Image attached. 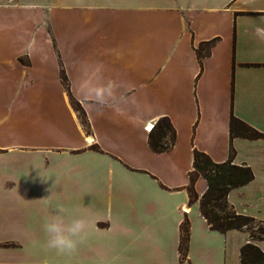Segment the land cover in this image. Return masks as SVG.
Returning a JSON list of instances; mask_svg holds the SVG:
<instances>
[{
  "label": "crops",
  "instance_id": "obj_1",
  "mask_svg": "<svg viewBox=\"0 0 264 264\" xmlns=\"http://www.w3.org/2000/svg\"><path fill=\"white\" fill-rule=\"evenodd\" d=\"M257 26L264 0H0V264H241L248 243L264 254V238L211 230L187 192L193 150L222 163L232 147L254 178L227 202L264 223V139L229 134L231 116L264 134ZM162 118L175 141L156 153ZM207 187L195 179L199 198ZM52 214L90 220L75 253L45 247Z\"/></svg>",
  "mask_w": 264,
  "mask_h": 264
},
{
  "label": "trees",
  "instance_id": "obj_2",
  "mask_svg": "<svg viewBox=\"0 0 264 264\" xmlns=\"http://www.w3.org/2000/svg\"><path fill=\"white\" fill-rule=\"evenodd\" d=\"M203 53L206 54L207 49L202 46L196 50L199 62H201ZM70 102L75 111L78 112L82 125L87 128L88 123L82 109L72 98H70ZM156 127L155 136L149 138V146L153 152H165L174 145L175 131L167 118L160 119ZM229 134L231 140L234 138L264 139V134L234 116L230 117ZM165 137H169V141L164 142ZM234 159L235 151L232 147L229 149L228 159L222 163H216L205 153L194 149L193 169L188 174L187 192L190 203L199 201L200 213L210 229L221 233H226L229 230L247 231L248 225L255 221L253 218L236 214L227 202V195L231 190L248 184L254 178L248 166L237 165L234 163ZM197 177H202L208 186L206 192L200 198L194 191V182ZM250 238L251 240L261 239L252 235H250ZM188 241L189 220L185 218L180 226L179 255L182 260L187 255ZM240 258L241 264H264V254L258 247L249 243L241 248Z\"/></svg>",
  "mask_w": 264,
  "mask_h": 264
},
{
  "label": "clouds",
  "instance_id": "obj_3",
  "mask_svg": "<svg viewBox=\"0 0 264 264\" xmlns=\"http://www.w3.org/2000/svg\"><path fill=\"white\" fill-rule=\"evenodd\" d=\"M254 35L264 40V27L257 26ZM91 222L85 216L49 215L42 225L46 235L45 247L60 254H73L87 238Z\"/></svg>",
  "mask_w": 264,
  "mask_h": 264
},
{
  "label": "rangeland",
  "instance_id": "obj_4",
  "mask_svg": "<svg viewBox=\"0 0 264 264\" xmlns=\"http://www.w3.org/2000/svg\"><path fill=\"white\" fill-rule=\"evenodd\" d=\"M52 19H53V15H52ZM248 233L252 236H254L255 238H264V223L261 222H251L248 225V229H247Z\"/></svg>",
  "mask_w": 264,
  "mask_h": 264
},
{
  "label": "built area",
  "instance_id": "obj_5",
  "mask_svg": "<svg viewBox=\"0 0 264 264\" xmlns=\"http://www.w3.org/2000/svg\"><path fill=\"white\" fill-rule=\"evenodd\" d=\"M154 127H155V124H148V125L144 128V130H145L147 133H151V131L154 129ZM87 142H88L89 144H92V142H93V140H92V136H88V140H87Z\"/></svg>",
  "mask_w": 264,
  "mask_h": 264
}]
</instances>
